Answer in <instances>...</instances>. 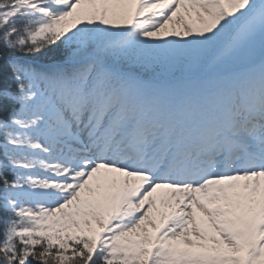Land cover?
Segmentation results:
<instances>
[{
  "label": "snow or ice",
  "instance_id": "1",
  "mask_svg": "<svg viewBox=\"0 0 264 264\" xmlns=\"http://www.w3.org/2000/svg\"><path fill=\"white\" fill-rule=\"evenodd\" d=\"M0 264H264V0H0Z\"/></svg>",
  "mask_w": 264,
  "mask_h": 264
}]
</instances>
